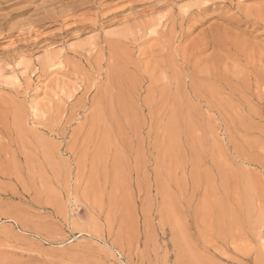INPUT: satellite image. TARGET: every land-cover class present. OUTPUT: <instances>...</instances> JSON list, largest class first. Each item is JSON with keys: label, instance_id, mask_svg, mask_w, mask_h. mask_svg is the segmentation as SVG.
<instances>
[{"label": "rangeland", "instance_id": "374dc122", "mask_svg": "<svg viewBox=\"0 0 264 264\" xmlns=\"http://www.w3.org/2000/svg\"><path fill=\"white\" fill-rule=\"evenodd\" d=\"M0 264H264V0H0Z\"/></svg>", "mask_w": 264, "mask_h": 264}, {"label": "bare ground", "instance_id": "6f19581e", "mask_svg": "<svg viewBox=\"0 0 264 264\" xmlns=\"http://www.w3.org/2000/svg\"><path fill=\"white\" fill-rule=\"evenodd\" d=\"M193 14H189V16H192ZM187 24V23H186ZM181 25V24H180ZM146 26H148V25H146ZM140 29V28H139ZM180 29V28H179ZM180 31V30H179ZM183 31V30H182ZM183 36V35H182ZM172 38H173V36H172Z\"/></svg>", "mask_w": 264, "mask_h": 264}]
</instances>
